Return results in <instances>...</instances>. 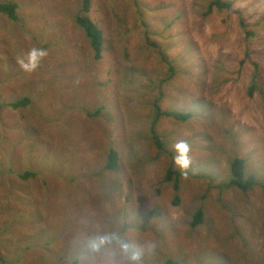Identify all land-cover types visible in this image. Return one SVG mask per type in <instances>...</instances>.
Segmentation results:
<instances>
[{
  "label": "rangeland",
  "instance_id": "rangeland-1",
  "mask_svg": "<svg viewBox=\"0 0 264 264\" xmlns=\"http://www.w3.org/2000/svg\"><path fill=\"white\" fill-rule=\"evenodd\" d=\"M224 1L91 0L97 59L82 0H0L17 5L0 14V264H68L93 227L132 238L144 264H264V0ZM156 103L191 118L153 126ZM235 158L247 192L227 187Z\"/></svg>",
  "mask_w": 264,
  "mask_h": 264
},
{
  "label": "trees",
  "instance_id": "trees-1",
  "mask_svg": "<svg viewBox=\"0 0 264 264\" xmlns=\"http://www.w3.org/2000/svg\"><path fill=\"white\" fill-rule=\"evenodd\" d=\"M91 6V0H82V7L80 10V15L77 16L75 19L76 24L80 26L87 38L89 39L91 48L94 51V57L97 59L100 58V53H101V33L100 31L96 28V26L91 22L88 12L90 10ZM231 3L224 1V0H211L209 6H208V11L207 14L212 12L214 9L222 10L226 8H230ZM16 10H17V5L15 3H8V4H0V14L5 15L12 21L17 20L16 16ZM253 34V33H249ZM169 71H172V68L169 67ZM252 91V88L250 89ZM251 94V92H250ZM30 103L29 98H22L21 100L9 104L11 109H19L22 107L27 106ZM171 118L176 121L180 122H185L188 119L191 118V113H183V112H176V111H162L160 107H158L157 103L155 104V114H154V120H153V126L154 123L157 122L161 118ZM151 128L152 131V138L156 146L162 150L164 148V143L160 141L159 137L156 135V132L154 128ZM118 166V153L117 151L111 149L107 155V162H106V169L110 171H115ZM230 173H231V178L230 181L227 185L229 186H234L237 189L241 190L242 192H247L248 189L252 187V185L256 184V181L254 180L253 177H246L245 176V161L241 158H235L231 164H230ZM182 173L178 170H174L173 168H169L167 170L166 176L164 178V182H173L174 188H177V183H179L180 178L182 177ZM22 180H27L31 177H35L36 174L33 171H26L23 174L19 175ZM259 185L263 188V194H264V184L259 183ZM203 222L202 218V211L197 210L194 215H193V220H192V227H195L196 225L200 224ZM165 264H177L171 260H167Z\"/></svg>",
  "mask_w": 264,
  "mask_h": 264
},
{
  "label": "clouds",
  "instance_id": "clouds-1",
  "mask_svg": "<svg viewBox=\"0 0 264 264\" xmlns=\"http://www.w3.org/2000/svg\"><path fill=\"white\" fill-rule=\"evenodd\" d=\"M44 55L46 53L42 49H32L22 61V67L26 71L34 70ZM180 147L187 152L186 144ZM182 160L185 165L189 163L187 157ZM144 255V248L122 232L93 227L79 241L67 260L68 264H144Z\"/></svg>",
  "mask_w": 264,
  "mask_h": 264
}]
</instances>
